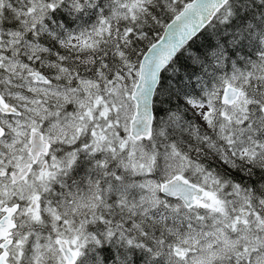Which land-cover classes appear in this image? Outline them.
Returning a JSON list of instances; mask_svg holds the SVG:
<instances>
[{
    "label": "snow or ice",
    "instance_id": "snow-or-ice-1",
    "mask_svg": "<svg viewBox=\"0 0 264 264\" xmlns=\"http://www.w3.org/2000/svg\"><path fill=\"white\" fill-rule=\"evenodd\" d=\"M0 264H264V0H0Z\"/></svg>",
    "mask_w": 264,
    "mask_h": 264
}]
</instances>
